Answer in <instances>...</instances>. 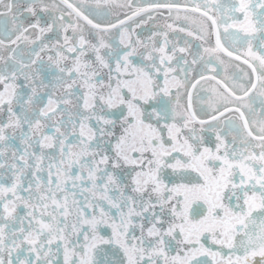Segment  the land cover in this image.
<instances>
[{
  "label": "snow or ice",
  "instance_id": "1",
  "mask_svg": "<svg viewBox=\"0 0 264 264\" xmlns=\"http://www.w3.org/2000/svg\"><path fill=\"white\" fill-rule=\"evenodd\" d=\"M0 170V264H264V0H0Z\"/></svg>",
  "mask_w": 264,
  "mask_h": 264
},
{
  "label": "flooded vegetation",
  "instance_id": "2",
  "mask_svg": "<svg viewBox=\"0 0 264 264\" xmlns=\"http://www.w3.org/2000/svg\"><path fill=\"white\" fill-rule=\"evenodd\" d=\"M72 2L75 3L76 0H72ZM139 2L147 4V3L153 2V0H139ZM176 2L180 3V4H184L185 0H176ZM90 3H92L93 6H94V0H90ZM161 11H163L165 13L164 16L156 15L154 21H148L146 24H144L142 26V28H137L136 29L137 33L142 35V38H144V39L148 38V36L150 35V32L148 31L149 29L155 30L157 25L162 26L165 23H171L172 22L171 20H166L165 19L166 15H167L166 10H161ZM112 18H114V17H109V19H112ZM137 19H139V18H137ZM177 23H182V22H177ZM132 26L135 27V24H133ZM189 27H191V26H189ZM169 38L173 39V42L174 43H178L179 46H184V41L185 40L191 41L192 50L193 51L196 50L198 48V46L201 44V41L193 40L191 37H187L184 33H172V32H169ZM213 44H214V37H213ZM199 50L201 52L203 51L202 49H199ZM189 59H190V57H189ZM227 59L228 58L225 57L226 61H227ZM232 65L233 66L229 68V72L230 73H235L236 75L242 76V72L243 71H248L249 73L251 72V70L247 68V65H244V64L240 63L239 61H233ZM237 65H238V68H237ZM200 68H201V66L197 65L196 66V71L193 72V75H197L198 72L200 71ZM223 76H224V72L221 69L220 70V78L223 79ZM254 79L255 78L253 77V80ZM201 83L205 84V87H207L206 82L202 81ZM200 95L206 97L208 95V93L206 91H203V92H200ZM260 99L261 98L257 97L255 103L252 105V107L255 109V113L250 118H256L258 116V114L260 112V107H261ZM193 104H194V107L197 109V111H199L200 107H202V106L206 107V104H204L199 99H197L196 93L193 94ZM243 111H245L247 113L248 110L247 109H243ZM226 115L229 116V117H233L237 124L241 123V121L239 120V113H227ZM221 119H223V118H221ZM209 135H211V133H209ZM231 138H232L231 135H229L228 139L231 140ZM0 171H3V170H0Z\"/></svg>",
  "mask_w": 264,
  "mask_h": 264
}]
</instances>
